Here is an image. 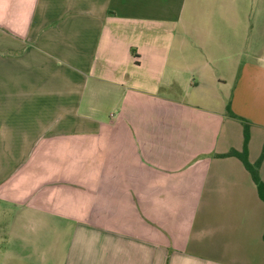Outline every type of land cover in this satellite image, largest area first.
Masks as SVG:
<instances>
[{
  "label": "crops",
  "instance_id": "obj_1",
  "mask_svg": "<svg viewBox=\"0 0 264 264\" xmlns=\"http://www.w3.org/2000/svg\"><path fill=\"white\" fill-rule=\"evenodd\" d=\"M241 119L264 0H0V264H264Z\"/></svg>",
  "mask_w": 264,
  "mask_h": 264
},
{
  "label": "trees",
  "instance_id": "obj_2",
  "mask_svg": "<svg viewBox=\"0 0 264 264\" xmlns=\"http://www.w3.org/2000/svg\"><path fill=\"white\" fill-rule=\"evenodd\" d=\"M229 113H230V111H229ZM231 115H233V114H231ZM233 116L237 117L235 115H233ZM241 120H242L243 126H244V148H243V151L232 150L228 154H226L225 156L236 157L242 161V163L244 164L247 171L251 174L252 180L257 187V190H258V193H259L261 200L264 201V182L262 181L261 175H260V168H261V165L264 161V148H263V152H262V155L259 158V160L254 164L251 163L249 160V143H250V139H251L250 124L244 119H241Z\"/></svg>",
  "mask_w": 264,
  "mask_h": 264
}]
</instances>
